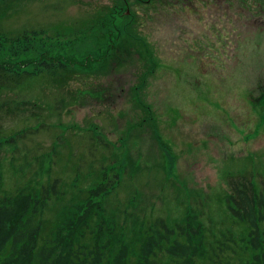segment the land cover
I'll return each instance as SVG.
<instances>
[{"label": "rangeland", "instance_id": "1", "mask_svg": "<svg viewBox=\"0 0 264 264\" xmlns=\"http://www.w3.org/2000/svg\"><path fill=\"white\" fill-rule=\"evenodd\" d=\"M179 2L0 0V30L35 34L34 55L44 40L52 58L100 57L74 76L27 67L31 78L0 91V140L18 134L14 146L0 144V195L57 178L62 195L43 210L44 232L78 184L114 163L125 172L102 206L130 231L192 215L214 252L227 233H244L227 194L235 176L257 188L264 179V1L193 0L188 15ZM125 32L144 60L133 52L112 62Z\"/></svg>", "mask_w": 264, "mask_h": 264}, {"label": "trees", "instance_id": "2", "mask_svg": "<svg viewBox=\"0 0 264 264\" xmlns=\"http://www.w3.org/2000/svg\"><path fill=\"white\" fill-rule=\"evenodd\" d=\"M34 35L13 36L0 30V58H5L7 52L13 58L0 59V91L12 90L31 78L32 74L23 72L27 67H32L35 76L42 71L53 74L58 65L56 69L62 72L74 70V76L78 71H90L100 59L88 55L77 61L64 54L52 58L44 40H39L42 52L36 56L30 43L37 40ZM132 46L125 32L111 48L112 62L123 61L121 55L133 52L139 61L144 60V44L141 42V52ZM21 54L25 56L23 61H19ZM35 106L31 104L29 109ZM33 115L39 120L40 115ZM17 136L2 138L0 144L14 146ZM124 172L113 163L105 167L102 178L93 185L78 184L61 208L60 217L46 232L43 210L62 195L57 178L45 185L28 182L14 194L0 195V264H264V229L260 227L264 223V179L259 188L245 176H235L229 182L227 209L245 231L237 240L231 233L222 236L224 240L216 242L214 252L204 236V227L192 215L172 227L160 219L134 229L132 221L130 231L125 222L119 223L106 214L102 202ZM1 177L0 173V181ZM131 215L128 213L127 219L132 220ZM234 245L241 258L232 259Z\"/></svg>", "mask_w": 264, "mask_h": 264}, {"label": "flooded vegetation", "instance_id": "3", "mask_svg": "<svg viewBox=\"0 0 264 264\" xmlns=\"http://www.w3.org/2000/svg\"><path fill=\"white\" fill-rule=\"evenodd\" d=\"M151 0H146V2L147 3H149ZM172 1V0H171ZM178 1V0H177ZM180 2H179V4H180V6H181V10L183 11V12H185V13H187V15L190 13V12H192L193 10H190V7L188 6V4H191L192 5V2H193V0H191L189 3H187V1L186 0H183V1H181V0H179ZM186 1V2H185ZM262 1H264V0H262ZM178 3V2H177ZM174 8L175 7H177L178 5H176V4H173L172 5ZM193 7H194V5H192ZM163 7L165 8V10L166 9H168L167 7H170V6H168V4H163ZM194 12V11H193ZM192 12V13H193ZM225 11H223L222 12V15L224 16L225 14Z\"/></svg>", "mask_w": 264, "mask_h": 264}]
</instances>
